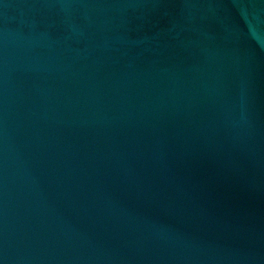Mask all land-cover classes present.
Here are the masks:
<instances>
[{"label":"water","instance_id":"water-1","mask_svg":"<svg viewBox=\"0 0 264 264\" xmlns=\"http://www.w3.org/2000/svg\"><path fill=\"white\" fill-rule=\"evenodd\" d=\"M0 264H264V0H0Z\"/></svg>","mask_w":264,"mask_h":264}]
</instances>
